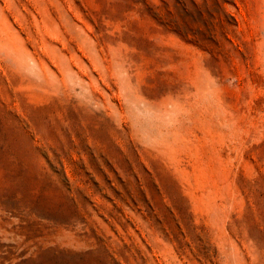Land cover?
Wrapping results in <instances>:
<instances>
[{
	"label": "rangeland",
	"instance_id": "obj_1",
	"mask_svg": "<svg viewBox=\"0 0 264 264\" xmlns=\"http://www.w3.org/2000/svg\"><path fill=\"white\" fill-rule=\"evenodd\" d=\"M0 264H264V0H0Z\"/></svg>",
	"mask_w": 264,
	"mask_h": 264
}]
</instances>
